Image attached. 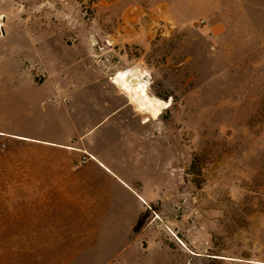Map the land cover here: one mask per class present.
Wrapping results in <instances>:
<instances>
[{
    "label": "rangeland",
    "instance_id": "obj_1",
    "mask_svg": "<svg viewBox=\"0 0 264 264\" xmlns=\"http://www.w3.org/2000/svg\"><path fill=\"white\" fill-rule=\"evenodd\" d=\"M60 80L127 102L158 150L144 232L115 256L120 236L87 234L74 196L28 178L50 152L11 136L82 122L48 103ZM0 132V264H264V0H0Z\"/></svg>",
    "mask_w": 264,
    "mask_h": 264
},
{
    "label": "crops",
    "instance_id": "obj_2",
    "mask_svg": "<svg viewBox=\"0 0 264 264\" xmlns=\"http://www.w3.org/2000/svg\"><path fill=\"white\" fill-rule=\"evenodd\" d=\"M60 81L62 84L53 86L52 93H48V103L56 115L77 113L82 122L64 124V129H69L66 138L14 139L30 141L29 145L41 146L50 152L38 159L29 157L28 178H43L44 192L74 196V206L68 208L76 210L77 225L80 219H85L87 234L112 231L115 237L120 236L121 242L109 247L115 256L126 249L125 242L134 241L132 237L137 233L133 232V227L146 208L141 197L145 201L155 198L152 194L159 174L158 150L153 143L148 151L142 146L147 140L140 136L139 129L146 123L136 121L135 129L131 130L125 124L129 123L127 114H131L127 102L114 106V96L105 93L102 105L92 95H80L84 90L73 81H65L72 83L73 88ZM63 98L69 110L67 102H61ZM94 116L98 120L96 124L92 123ZM85 122L87 129H83ZM52 125L54 127L55 123ZM98 127L101 132L95 136ZM82 153L90 156L85 163L80 161ZM110 157L112 161L115 157V164L120 162L124 166L121 175ZM35 162H38V171L32 169ZM80 211L85 212L81 214ZM143 232L144 228L138 234Z\"/></svg>",
    "mask_w": 264,
    "mask_h": 264
},
{
    "label": "bare ground",
    "instance_id": "obj_3",
    "mask_svg": "<svg viewBox=\"0 0 264 264\" xmlns=\"http://www.w3.org/2000/svg\"><path fill=\"white\" fill-rule=\"evenodd\" d=\"M133 101L141 103V105L143 106L144 109L157 110L154 106L152 99L150 98L148 93L144 90V88H141L139 90H134ZM158 113H159V111L157 110V112L155 114H158ZM0 135L3 136L5 134L0 132ZM11 136H12V138H18V139L25 138V137L17 136V135H11ZM141 200H143L145 202V199L143 197H141Z\"/></svg>",
    "mask_w": 264,
    "mask_h": 264
},
{
    "label": "trees",
    "instance_id": "obj_4",
    "mask_svg": "<svg viewBox=\"0 0 264 264\" xmlns=\"http://www.w3.org/2000/svg\"><path fill=\"white\" fill-rule=\"evenodd\" d=\"M146 216H147L146 213H142L139 216V218L137 219L136 224L133 227V232L134 233H139L140 230L143 228V226H144V220H145Z\"/></svg>",
    "mask_w": 264,
    "mask_h": 264
},
{
    "label": "built area",
    "instance_id": "obj_5",
    "mask_svg": "<svg viewBox=\"0 0 264 264\" xmlns=\"http://www.w3.org/2000/svg\"><path fill=\"white\" fill-rule=\"evenodd\" d=\"M90 158V156H88L86 153H82V157H81V163H85L88 159ZM141 202L143 203V204H145L144 203V201L143 200H141ZM156 216V215H155ZM157 217V216H156Z\"/></svg>",
    "mask_w": 264,
    "mask_h": 264
}]
</instances>
